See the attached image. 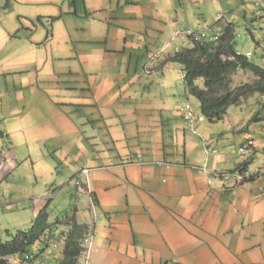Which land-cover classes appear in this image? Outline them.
I'll list each match as a JSON object with an SVG mask.
<instances>
[{"label": "crops", "instance_id": "1", "mask_svg": "<svg viewBox=\"0 0 264 264\" xmlns=\"http://www.w3.org/2000/svg\"><path fill=\"white\" fill-rule=\"evenodd\" d=\"M106 1L0 0V208L23 204L40 186L37 214L61 170L87 169V188L76 194H88L90 211L104 217L84 263L264 264V173L251 168L264 159V125L237 144L254 142L251 177L209 183L203 165L235 170L239 146L210 148L221 144L213 123L195 114L201 141L180 105L148 100L161 77L184 86L182 66L167 58L192 47L189 38L174 41L184 37L177 29L210 0H108L110 11ZM85 106L100 109L91 119L105 144L98 132L93 142L82 136Z\"/></svg>", "mask_w": 264, "mask_h": 264}, {"label": "rangeland", "instance_id": "2", "mask_svg": "<svg viewBox=\"0 0 264 264\" xmlns=\"http://www.w3.org/2000/svg\"><path fill=\"white\" fill-rule=\"evenodd\" d=\"M264 0H228V2H223V0H210L207 3V9L204 8H197V11L189 10L190 13H196L199 12L202 16L199 19H195L193 16L190 17V20H188L189 24L186 26L183 23L181 24V27L177 30L179 31H186V30H192L196 31L198 28L204 27L207 28L209 32H221L223 30L224 22H230L233 24L234 28V44L238 52L245 53L247 50L252 53V56L249 58V60L253 61L257 65L264 68V11L261 13L255 14L256 11L260 8H264ZM104 4V8L108 11L112 10V5H110L109 1L107 0ZM113 4V3H112ZM190 9V7H189ZM199 10V11H198ZM220 23H217L218 19H222ZM263 17V18H261ZM200 20V21H199ZM93 23L92 20L87 21L86 24ZM187 27V28H186ZM77 31V30H75ZM176 31V30H175ZM174 34V33H173ZM220 37L222 35V32L219 33ZM217 34V35H219ZM219 37V39H220ZM186 40H188L186 37H178L174 41L182 42V45H188L186 44ZM191 42H193L190 39ZM219 41V40H218ZM217 41V42H218ZM214 42V43H217ZM90 44L92 42H89ZM182 49V48H181ZM159 51V49L157 50ZM154 54H158V52H153ZM152 55V56H153ZM173 65V64H172ZM173 68V66H171ZM172 74V73H171ZM176 76V75H175ZM149 77L152 76H144L148 80ZM156 78H159L158 76H155ZM171 78L175 80V83L173 84V80L171 79V84L168 82H163V77H161V81H156L154 84L150 82L147 83V85H153L155 93H151V98L148 100H158V102L165 101L166 103L174 102V105H180V107L186 105V103H190L193 107V110L195 111V114H198L202 117V121L204 123H209L206 118H204L201 115V112L199 111V102L198 100L193 96H186L184 93V86L182 81H180L179 78H176L171 75ZM256 77L247 70H239L234 76L231 78L232 86L241 85L245 83H252ZM154 82V81H153ZM161 85V87H159ZM168 85V86H166ZM200 87L203 86L201 82H199ZM176 86V91H174L173 87ZM168 87L171 89L168 90ZM120 107L121 105L118 104ZM119 107V109H121ZM83 114H87V119L83 120V125L81 127L82 136L88 137V141L90 140L89 137L95 136L96 132L98 134L96 137H98L102 143V133L100 132L99 126L100 124H96L92 121L91 118L96 116L97 113H100V109L95 110V108H92L91 106H85L82 110ZM256 115L257 117H262L261 121H254L250 122L251 117ZM199 123V122H198ZM195 125L196 131L195 133L189 129L190 126H188L189 131L193 132L194 136L197 135V137H200L199 139L202 141H206L207 135L202 134V131L197 128V124ZM214 130H216V133L218 134L219 141L221 144H219L218 147L210 146V148H215L216 150L225 149L227 153H232L237 150L238 142L239 140H242V138H258L260 134L261 127L264 125V96L253 94L247 99L243 100L242 103L238 106H231L227 109L226 114L224 116V119L211 124ZM241 127H245L246 129L242 132H237ZM220 133H223L220 135ZM203 137V138H201ZM206 138V139H205ZM95 139L92 138L90 141H94ZM105 144V143H104ZM97 148V146H94ZM98 149V148H97ZM259 158L262 162H255L252 169L258 167L260 164H262L264 161L263 157L260 155ZM238 159V154H237ZM236 159V160H237ZM263 159V160H262ZM235 164V163H234ZM234 168H232V171ZM31 174V171L28 170ZM231 171V170H228ZM74 170H61L60 174L58 175V179L54 186H56V194L52 196V199L49 202L48 205V211H49V222L55 223L57 220H61L65 218L67 214H71L74 209H77V216L79 215L80 219L86 220L91 222L90 225V231L92 234V230L94 225L97 223L99 216L100 219L104 217V214L102 212H98L95 210V212L90 211L89 208V200H88V194L85 195H77V188L73 186L74 184H67L66 180L73 178L76 174H74ZM212 177L209 175V179ZM208 179V180H209ZM85 184H87L86 180H83ZM83 184V187L85 189L87 188L86 185ZM50 186L46 187V189H49ZM42 187H36V188H28L26 191H30L29 196H32L36 198L39 194V192L42 191ZM21 190H25V188H22ZM52 188L49 189L50 192H52ZM20 191V189H19ZM73 196V198H72ZM32 197H29L27 200L23 202V204H17V205H10L0 208V240L6 241L10 240L12 236H14L18 231H24L28 230L32 224V221L34 220L36 214L33 213V202ZM47 200L44 201V204L46 205ZM87 211V212H84ZM98 213V214H97ZM64 227H60L62 230ZM94 236V235H93ZM52 248L49 247L47 251H51ZM12 257L10 258V260ZM81 263L84 264V259ZM54 264V263H51ZM90 264V262H89ZM92 264H99L93 262ZM108 264V263H107ZM166 264H174V263H166Z\"/></svg>", "mask_w": 264, "mask_h": 264}, {"label": "trees", "instance_id": "3", "mask_svg": "<svg viewBox=\"0 0 264 264\" xmlns=\"http://www.w3.org/2000/svg\"><path fill=\"white\" fill-rule=\"evenodd\" d=\"M263 11L260 8L255 14ZM234 36L233 24L228 23L217 43L192 42V47H184L167 58L168 62L182 66L187 95L199 101L201 115L211 123L223 120L229 107L240 105L251 95L264 96V68L237 51ZM239 70L250 71L256 79L232 86L231 78ZM199 80H203L202 87L198 85ZM253 120H257L256 115ZM238 168L239 165L235 170ZM50 200L38 211L28 230L18 231L10 240H0V264H82L81 259L85 261L86 239L92 235L90 225L77 220L76 208L62 221L49 222ZM49 247L51 251H47Z\"/></svg>", "mask_w": 264, "mask_h": 264}, {"label": "built area", "instance_id": "4", "mask_svg": "<svg viewBox=\"0 0 264 264\" xmlns=\"http://www.w3.org/2000/svg\"><path fill=\"white\" fill-rule=\"evenodd\" d=\"M183 36L186 38L191 39L193 42L201 41V40H206L209 42H217L219 40L220 34H210L208 30L206 29H200L198 31H191V30H186L183 32ZM241 53V52H240ZM247 58H250L252 56V53L250 51H247L245 53ZM182 77L184 79L185 74L184 72L182 73ZM181 112H182V117L183 119L189 124L190 129L194 132V125L196 123V115L193 110V107L191 104L188 102L186 105L181 107ZM254 142L252 139L247 140L245 143L239 146V168L234 171H226V172H221V171H210L206 167V163L203 165L202 170L205 173H208L212 177L208 180L209 183H211L212 179L215 178H223L228 180L232 184H237V183H242L246 179L250 178L252 173H250L247 169L246 163H248L251 158H252V148H253ZM88 170L87 169H82L79 173H77L73 178L67 179L66 183L67 184H74L73 186L79 187L83 185V180L82 178H85ZM264 173V162L256 169V174H263ZM254 175V174H253ZM86 179V178H85ZM87 182V180H86ZM87 187V185H86ZM92 205L94 206V203L92 202ZM86 244L88 247L86 259L89 257V252L93 244V239L92 235L86 239ZM56 247V246H55ZM85 259V260H86ZM86 264V263H85Z\"/></svg>", "mask_w": 264, "mask_h": 264}, {"label": "clouds", "instance_id": "5", "mask_svg": "<svg viewBox=\"0 0 264 264\" xmlns=\"http://www.w3.org/2000/svg\"><path fill=\"white\" fill-rule=\"evenodd\" d=\"M246 53V52H245ZM83 187V186H82ZM85 264V263H84Z\"/></svg>", "mask_w": 264, "mask_h": 264}]
</instances>
